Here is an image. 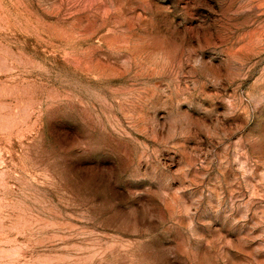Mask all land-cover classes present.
I'll return each mask as SVG.
<instances>
[{"label":"rangeland","instance_id":"374dc122","mask_svg":"<svg viewBox=\"0 0 264 264\" xmlns=\"http://www.w3.org/2000/svg\"><path fill=\"white\" fill-rule=\"evenodd\" d=\"M0 264H264V0H0Z\"/></svg>","mask_w":264,"mask_h":264}]
</instances>
